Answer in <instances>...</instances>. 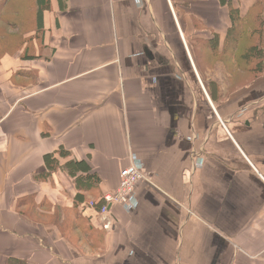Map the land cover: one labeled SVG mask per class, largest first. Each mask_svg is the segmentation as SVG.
I'll return each mask as SVG.
<instances>
[{
	"label": "crops",
	"instance_id": "1",
	"mask_svg": "<svg viewBox=\"0 0 264 264\" xmlns=\"http://www.w3.org/2000/svg\"><path fill=\"white\" fill-rule=\"evenodd\" d=\"M256 2L47 0L43 52L0 59V264H264V65L225 95L200 55Z\"/></svg>",
	"mask_w": 264,
	"mask_h": 264
},
{
	"label": "rangeland",
	"instance_id": "2",
	"mask_svg": "<svg viewBox=\"0 0 264 264\" xmlns=\"http://www.w3.org/2000/svg\"><path fill=\"white\" fill-rule=\"evenodd\" d=\"M36 1L38 3L39 0H0V59L6 54L24 56L26 54H35L38 50L43 52L39 40L40 33L36 32L37 22L34 18L37 9ZM41 1L44 2L43 0ZM239 17L236 24V34L237 37L240 38L239 42H241V44L238 42L232 53H227V56L221 57V53L215 50L216 53L211 55L207 47L200 46L201 58H203V55L206 58V63L204 59L202 65L208 64V69L204 70L208 76L205 74L206 77H203V79L201 77L202 82L205 80H217L218 83L216 86L219 84L220 86H226L225 95L234 89L242 87L243 84H247L250 81V78L248 79L249 76L242 73L239 69H250L251 67H254V63L257 65V62L254 60H250V63L241 58L236 60V62H233L232 59L234 58L235 53H243L246 55L248 49L251 47L250 43L255 44L257 39L260 38L262 42V52L260 51L259 53L264 54V0H257L253 10L246 17H240V19ZM245 21L252 23V27H250L251 25L246 26L244 23ZM230 30L231 28L228 29V31ZM251 30L252 35H250ZM258 63L263 65L264 60H259ZM221 71L224 72L221 73ZM225 72H231L233 74L231 83L228 73L225 76ZM222 75H224L223 79L221 78ZM223 99L224 97H220L221 101ZM134 164L138 167L137 161H134ZM90 194L92 197L87 200V203L92 202L93 199L98 197L96 196L95 191L91 190ZM102 203L99 204V210H101ZM28 212L31 213L32 217L36 218V214L31 208H28ZM68 219L69 221L72 219V213H68ZM65 234L69 240L77 246L82 247L84 245L79 232L69 230L65 231ZM98 241L100 246H102L103 242L100 240Z\"/></svg>",
	"mask_w": 264,
	"mask_h": 264
},
{
	"label": "trees",
	"instance_id": "3",
	"mask_svg": "<svg viewBox=\"0 0 264 264\" xmlns=\"http://www.w3.org/2000/svg\"><path fill=\"white\" fill-rule=\"evenodd\" d=\"M43 1L44 2L39 0L38 3L36 1L37 9L35 11V17L34 18H35V20L37 22L38 29H39V27L41 28L42 9L47 5V0H43ZM229 17H230V23H231L229 28H231V30L227 31L226 39L224 41L222 50L220 51L221 57L227 56V53H232L233 49L236 47V45H237V43L239 42V39H240V38L237 37V34H236L237 33L236 24H237V21H238L237 19L239 17L238 12H236L235 10H230ZM239 19H240V17H239ZM244 23L246 24V26H250L251 25L250 27H252V23H248L247 21H245ZM252 30L250 31V35H252ZM239 44H241V42H239ZM250 46L251 47H250V49H248L246 55H244L243 53H239L238 57L236 58V60L241 58L242 60H245L246 62H250V63H251L252 60H254L255 62H257V65H256V63H254L255 64L254 67H251L250 69L256 70V72H260L262 67H263V65H264V64L262 65V64L258 63L259 60H264V54L259 53L261 51V48H262L261 44H260V38L257 40L256 44H253V45H250ZM205 47L208 48V51H209V53L211 55H214L216 53V51L219 52L218 51V45H216L215 42L214 43L210 42L208 45H205ZM49 159H50V155H45L44 160H45L46 163L49 162L48 161ZM81 164H83V163L82 162H75V165H76L77 168H79V169H81L83 171H86V172L89 171V167L88 166H84V165L82 166ZM89 178H94V175H88L86 178L83 179V186H84L85 189H87V187H89V186H93V183H95V181H97V179H95V178H94L93 181H91ZM86 180H88V181H86ZM98 198L99 197H97L96 199H93L91 203L93 204V206H95V207H97L99 209V206H100L99 204L101 203V200L103 199V195H101V197L99 199ZM29 202L30 201L28 200V203ZM102 202H103V200H102ZM72 216H73L75 222L78 223L79 222V218L77 217V215L74 216V214H73ZM67 227H68V223H66V228ZM7 264H27V262L24 261V260L17 259V258H9Z\"/></svg>",
	"mask_w": 264,
	"mask_h": 264
},
{
	"label": "built area",
	"instance_id": "4",
	"mask_svg": "<svg viewBox=\"0 0 264 264\" xmlns=\"http://www.w3.org/2000/svg\"><path fill=\"white\" fill-rule=\"evenodd\" d=\"M143 179L142 172L134 163L123 167L120 170L117 187L113 191L103 194V205L100 211L106 213L111 206L129 204L137 184Z\"/></svg>",
	"mask_w": 264,
	"mask_h": 264
}]
</instances>
